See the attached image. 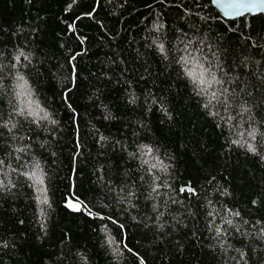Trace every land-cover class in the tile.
Listing matches in <instances>:
<instances>
[{
  "label": "trees",
  "instance_id": "trees-1",
  "mask_svg": "<svg viewBox=\"0 0 264 264\" xmlns=\"http://www.w3.org/2000/svg\"><path fill=\"white\" fill-rule=\"evenodd\" d=\"M0 160V264H264V15L0 0Z\"/></svg>",
  "mask_w": 264,
  "mask_h": 264
},
{
  "label": "snow or ice",
  "instance_id": "snow-or-ice-1",
  "mask_svg": "<svg viewBox=\"0 0 264 264\" xmlns=\"http://www.w3.org/2000/svg\"><path fill=\"white\" fill-rule=\"evenodd\" d=\"M215 3L224 9V16L228 18L246 17L249 15H264V7H262L264 6V0H215ZM161 50H163V46H161ZM198 67L199 71L193 69L188 73V75L193 78V83L197 85L200 92H207L213 84L221 83V81L216 78L215 73H212L209 69L204 68L202 65ZM20 79L23 80V77H20ZM211 95L213 99L217 98V93L215 91L212 92ZM205 107H207V105H205ZM21 112H23V110H21ZM2 164L3 161L0 160V165ZM35 169H40L38 163L35 165ZM26 175H28L37 186L44 184L43 177L41 174H38V171H32L31 173H26ZM2 184L3 182L0 181V185ZM40 191L42 193L46 192L44 188H40ZM188 191L194 190L188 189ZM40 202L42 204H46L48 202L46 195ZM66 206L77 212L87 210V206H82L78 200H69ZM234 215H238V213H234ZM227 223L231 224V221L229 220ZM217 234H219V231Z\"/></svg>",
  "mask_w": 264,
  "mask_h": 264
},
{
  "label": "water",
  "instance_id": "water-1",
  "mask_svg": "<svg viewBox=\"0 0 264 264\" xmlns=\"http://www.w3.org/2000/svg\"><path fill=\"white\" fill-rule=\"evenodd\" d=\"M212 1V4L217 8V9H219L220 11H221V13H222V15L224 16V9L221 7V6H219V5H217L216 3H215V0H211ZM262 7H264V6H262ZM225 17V16H224ZM225 18H228V17H225ZM238 18V17H237ZM229 19H233V18H229Z\"/></svg>",
  "mask_w": 264,
  "mask_h": 264
}]
</instances>
